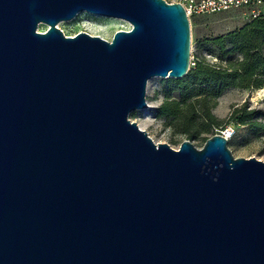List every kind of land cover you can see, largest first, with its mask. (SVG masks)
<instances>
[{"label":"water","instance_id":"1","mask_svg":"<svg viewBox=\"0 0 264 264\" xmlns=\"http://www.w3.org/2000/svg\"><path fill=\"white\" fill-rule=\"evenodd\" d=\"M85 12L132 29L58 27ZM191 55L181 3L0 0V264H264V161L130 119Z\"/></svg>","mask_w":264,"mask_h":264},{"label":"rangeland","instance_id":"2","mask_svg":"<svg viewBox=\"0 0 264 264\" xmlns=\"http://www.w3.org/2000/svg\"><path fill=\"white\" fill-rule=\"evenodd\" d=\"M169 3L187 2L188 0H166ZM246 10H233L214 15H194L191 23L192 63L191 70L197 67L199 62L216 66L221 64L216 47L211 39L226 35L230 32L245 27L252 21V17ZM95 25L100 28L94 36H101L112 40L115 33L120 30H131L132 25L122 19L98 16L83 13L71 21H62L58 27L68 36H75L80 32H88ZM49 25L41 23L39 31L44 32ZM91 34V33H90ZM92 35V34H91ZM186 78V77H185ZM183 78V79H185ZM172 78L153 77L147 87V102L149 108L137 110L131 113L130 119L138 123L141 129L153 138L156 143H168L174 149H179L184 140H189L184 134L177 133L169 126L168 119L158 117L156 110L168 98H179L178 91L171 90ZM259 91V92H258ZM264 87H240L227 88L220 97L211 103V112L215 116V124L206 125L199 136L191 141L196 147L202 148L208 138L221 134L226 128L231 127L235 134L229 137L228 147L235 158L255 157L264 161V132L255 133L250 125L242 124L241 117L246 111H264ZM237 110H240L236 113ZM264 121L257 116L255 120ZM203 118L201 117V121Z\"/></svg>","mask_w":264,"mask_h":264},{"label":"trees","instance_id":"3","mask_svg":"<svg viewBox=\"0 0 264 264\" xmlns=\"http://www.w3.org/2000/svg\"><path fill=\"white\" fill-rule=\"evenodd\" d=\"M210 42L216 47L221 64L199 62L185 79L170 81L171 90L180 96L168 98L156 110L158 117L170 120L169 126L189 140L197 138L206 125L215 124L211 103L227 88L264 87V14ZM257 116L264 119V111L245 110L241 123L250 125L255 133L264 132V121L255 120Z\"/></svg>","mask_w":264,"mask_h":264},{"label":"built area","instance_id":"4","mask_svg":"<svg viewBox=\"0 0 264 264\" xmlns=\"http://www.w3.org/2000/svg\"><path fill=\"white\" fill-rule=\"evenodd\" d=\"M179 3L185 7L190 19L194 15H214L233 10H246L253 19L264 14V0H188ZM228 129L231 130V136L235 134V130L228 127L221 132V135L224 136V132Z\"/></svg>","mask_w":264,"mask_h":264},{"label":"bare ground","instance_id":"5","mask_svg":"<svg viewBox=\"0 0 264 264\" xmlns=\"http://www.w3.org/2000/svg\"><path fill=\"white\" fill-rule=\"evenodd\" d=\"M98 28H100V26L95 25V26H93V27L91 28V30H90L89 32L93 35V34L95 33V31H97ZM258 92H259V91H258ZM263 95H264V94H263ZM224 136H226L228 139H229V137L232 138V136H231V130H230V129L226 130V131L224 132Z\"/></svg>","mask_w":264,"mask_h":264}]
</instances>
